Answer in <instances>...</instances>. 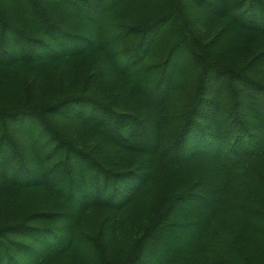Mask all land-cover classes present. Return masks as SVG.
Listing matches in <instances>:
<instances>
[{"label": "trees", "instance_id": "obj_1", "mask_svg": "<svg viewBox=\"0 0 264 264\" xmlns=\"http://www.w3.org/2000/svg\"><path fill=\"white\" fill-rule=\"evenodd\" d=\"M3 4L0 264H111L82 226L145 195L155 215L115 264H264V47L222 41L264 40V0ZM207 18L225 25L211 38L193 31ZM92 78L133 101H103Z\"/></svg>", "mask_w": 264, "mask_h": 264}, {"label": "rangeland", "instance_id": "obj_2", "mask_svg": "<svg viewBox=\"0 0 264 264\" xmlns=\"http://www.w3.org/2000/svg\"><path fill=\"white\" fill-rule=\"evenodd\" d=\"M6 2H8V0H0V7H2V5L4 6L3 3L6 4ZM212 19L211 18H207L204 20L197 19L196 23H194V25H193V31L196 34H198L199 36H201V35L205 36V38H206V36H207V38L213 37L215 35L214 33H218L219 28H222L225 25L223 24V22L217 23V24L213 23L210 25V23L213 22ZM163 30L167 31L168 28L163 27ZM198 35H195V36L200 38ZM222 41L226 46L230 47V49L231 48H237L239 43H243L248 48L252 47L254 50H257L255 48L256 45H258L260 48L264 47V40L261 37L251 36L248 34H243V35L238 34L235 38L236 42H234V43H231V42L225 40L224 37H223ZM12 50L16 54H18L20 52L19 48H14ZM84 66H87L91 70L92 69L95 70V67L97 65H95L92 61H91V63L89 61H86L84 63ZM185 66H186V62H185ZM99 75H100L99 76L100 79L101 78L103 79L102 72H100ZM83 76H85V75L83 74ZM98 80L99 79H97V78H92V80H90V82H96ZM262 80L264 81V73L262 75ZM74 82H76V80ZM74 82L71 83L70 80L65 81L64 82L65 85L62 86L64 88L63 91L68 92L71 88H74L76 86V83H74ZM99 83H104V81L101 80V82H96L94 84V86L92 87V88H94V90H92V91L96 92L98 97L100 99H102L103 101L108 102V103H112L114 106L120 107V105L122 104V101L125 100L124 99V97H125L124 92L125 91L119 92L118 87H116L115 89H114V87L112 89H110L108 86L100 87ZM15 86H18V88H20V86L16 83H15ZM2 88H9V87H2ZM9 89H11V88H9ZM13 89H14V87H13ZM174 95L175 96L172 97L173 100H172L169 108H173L176 104L184 103V101L186 99V95L182 91H177V93ZM125 101H128V103L130 104V102L133 101V99H132V97H130L129 99L127 98V100H125ZM81 109H83V108H81ZM128 109H129V107L127 106L125 110L127 111ZM168 113L171 116L173 114V112H171V111ZM171 116H169V117H171ZM171 120L173 121V117H171ZM25 122H26L25 124H27V126H29V121L26 120ZM32 124H34V123H31V125ZM149 126L152 129L154 128V126H152L151 123H149ZM172 126H173L172 122L170 124H167L165 136L167 135L168 130ZM82 137L83 136L81 134H78V138H80L82 140ZM18 138L20 139L21 142L24 143V145L28 143L27 138H24L22 136H19ZM39 138H40V140L44 141V139L41 136ZM32 139H36L35 133L31 134L29 136L30 142ZM88 148H89V146H88ZM123 160L124 161L121 162L122 164H120L121 166H124V165L131 166L135 163L136 159H132L131 157L126 156ZM172 181H174V180H172ZM175 181L177 182V184H179L181 187H183L185 185H188L191 180L189 182H188V180H186V183L184 181H181V180H175ZM2 194L4 196L10 197L8 192L2 193ZM155 203H156L155 199L150 198L149 195H145L141 204L136 206L132 213H126V214L122 215L121 218L119 219L118 223L116 220L117 218H114V219L109 221V220H106L102 216L100 219L97 218V219L91 220L90 222H87L86 225L84 224L82 226V228H83V230L85 229V232L87 234L98 237V242H95L96 243L95 248L97 249V246H99V248L101 247V249L103 250L102 257H104L106 260L111 262V264H115L118 260L125 258L126 256L129 255L130 252H132L134 250L136 243H137V239L139 238L143 229H145V227L147 226L146 222H148L155 215V211L153 210V208L155 207V205H154ZM43 204H46V207H48V208L52 207L50 200H45V202ZM30 206H31V204H30ZM30 210H32V207L30 208ZM106 223H110L113 230H107V228L104 226V224H106ZM137 225H139V227H137ZM230 229L233 230L232 228H230ZM222 237H224L226 240L229 239L224 234ZM168 238H170V235L164 234L162 236V239H168ZM94 260H93V262H94ZM149 261H151V260H149ZM151 263H152V261H151Z\"/></svg>", "mask_w": 264, "mask_h": 264}]
</instances>
